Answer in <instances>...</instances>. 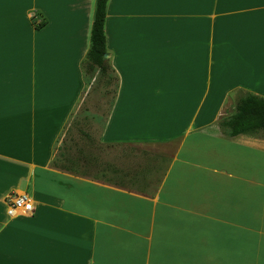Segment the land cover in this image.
<instances>
[{"label":"crops","instance_id":"1","mask_svg":"<svg viewBox=\"0 0 264 264\" xmlns=\"http://www.w3.org/2000/svg\"><path fill=\"white\" fill-rule=\"evenodd\" d=\"M94 9L0 0V264H264V132L220 124L264 98V0H108L104 71ZM95 71L115 86L85 173L59 144Z\"/></svg>","mask_w":264,"mask_h":264},{"label":"rangeland","instance_id":"2","mask_svg":"<svg viewBox=\"0 0 264 264\" xmlns=\"http://www.w3.org/2000/svg\"><path fill=\"white\" fill-rule=\"evenodd\" d=\"M34 9H37L34 7ZM33 23L38 22L39 13L33 11ZM31 20V21H32ZM90 72L92 76L87 80V91L80 106L75 110L68 124V131L61 137L60 147L66 148L70 158L78 159L79 164L75 165L79 170L85 173H91L92 169L86 167L85 160L82 157H92L95 147V137L100 130L101 123L96 124V119L103 120L107 114L112 92L115 86V79L109 86L106 85V78ZM93 139V140H92ZM94 141V142H91ZM83 148V150H82ZM59 151L56 156L58 157Z\"/></svg>","mask_w":264,"mask_h":264},{"label":"trees","instance_id":"3","mask_svg":"<svg viewBox=\"0 0 264 264\" xmlns=\"http://www.w3.org/2000/svg\"><path fill=\"white\" fill-rule=\"evenodd\" d=\"M108 0H95V9L90 34V45L86 53L85 65L87 70L94 67L104 71L107 68L104 54L106 42L104 23ZM44 22L35 23L36 29L44 26ZM220 124L233 131L249 133L264 132V98L255 95H246L236 103L235 112L228 118L222 119Z\"/></svg>","mask_w":264,"mask_h":264},{"label":"built area","instance_id":"4","mask_svg":"<svg viewBox=\"0 0 264 264\" xmlns=\"http://www.w3.org/2000/svg\"><path fill=\"white\" fill-rule=\"evenodd\" d=\"M7 213L11 216L20 213H32L34 206L32 201L25 194L9 193L6 196Z\"/></svg>","mask_w":264,"mask_h":264}]
</instances>
